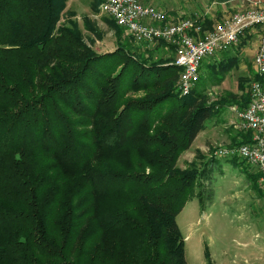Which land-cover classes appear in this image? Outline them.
<instances>
[{
	"label": "trees",
	"instance_id": "1",
	"mask_svg": "<svg viewBox=\"0 0 264 264\" xmlns=\"http://www.w3.org/2000/svg\"><path fill=\"white\" fill-rule=\"evenodd\" d=\"M67 2L0 0V264H185L176 217L205 209L209 166L177 164L227 103L201 80L179 97L181 70L107 19L117 48L97 54L59 26Z\"/></svg>",
	"mask_w": 264,
	"mask_h": 264
},
{
	"label": "rangeland",
	"instance_id": "2",
	"mask_svg": "<svg viewBox=\"0 0 264 264\" xmlns=\"http://www.w3.org/2000/svg\"><path fill=\"white\" fill-rule=\"evenodd\" d=\"M173 1L170 3L169 0H146V2L144 0V4L153 7H157L160 2L167 4L172 7L171 11L167 10V14L173 21L201 18L207 11V6L196 0ZM92 2L93 0H68L59 26L66 25L68 21H74L82 32L85 44L91 46L99 55L112 53L117 48L115 32L104 21L107 18L99 15V6L96 11L92 10ZM202 5H204L203 10L201 9ZM214 16L212 19L207 17L204 20L206 22L204 30L207 31L211 28L218 15ZM85 19L98 32L100 38L86 30L83 23ZM123 39L127 40V36L124 35ZM128 42L138 55L144 54L145 50L150 49L149 53L155 52L153 61L164 58V60L169 59L170 63L174 62L175 48L173 50L171 47H165L163 50L155 51L154 48L138 46L129 40ZM165 55L166 57H164ZM249 84H247V97ZM200 87L204 90L203 96L208 104L214 102V96L208 94L211 92L209 81L201 80ZM203 142V140H199L195 144L193 143L194 145L192 144L189 150L179 158L177 166L181 170L187 168L191 163H195L197 167H201L203 163H206L207 167L209 166L206 168L208 172L206 180H204L206 207L201 210L198 201L192 200L176 217V225L184 244L185 264H207L206 255L210 257V253L213 254L216 264H224L226 257H224L223 249L226 247L228 254L230 245L233 243L232 239L237 237L235 230L230 228L232 227L230 221L236 220L233 215H237L243 220L247 219L249 214H254L250 210L253 211L255 205H264V193L259 187V174L254 169L249 168L238 159H235L236 162H234L232 158L215 155L218 150L234 146H227V142H225L222 143L223 146L206 145L203 147ZM198 152L201 154L202 160L196 159ZM210 195L211 204H208ZM253 219L254 217L251 218V220Z\"/></svg>",
	"mask_w": 264,
	"mask_h": 264
},
{
	"label": "built area",
	"instance_id": "3",
	"mask_svg": "<svg viewBox=\"0 0 264 264\" xmlns=\"http://www.w3.org/2000/svg\"><path fill=\"white\" fill-rule=\"evenodd\" d=\"M98 13L125 32L135 45L153 48L157 43L175 47L172 63L181 70L177 82L179 97H187L200 80L204 61L238 48L250 31L258 34L253 59L256 78L249 84L248 103L236 111L237 129L249 134L245 144L218 150L215 155L238 159L259 174L264 193V3L242 1L236 12L204 30V18L173 21L166 11L144 4V0H103Z\"/></svg>",
	"mask_w": 264,
	"mask_h": 264
},
{
	"label": "crops",
	"instance_id": "4",
	"mask_svg": "<svg viewBox=\"0 0 264 264\" xmlns=\"http://www.w3.org/2000/svg\"><path fill=\"white\" fill-rule=\"evenodd\" d=\"M196 1L207 6V11L203 14L204 20L207 17L212 19L215 17L214 15H218L214 23L236 12L242 1H261L264 3V0ZM169 2L173 3L174 1L169 0ZM160 3H158V8L166 12L172 10V7L167 4ZM204 5L201 6L202 10ZM258 40L257 32L250 31L241 40L238 48L217 54L202 63L200 80L209 81L211 92L208 94L214 96V102L223 101L227 105L219 113L212 114L210 120L204 124L203 130L197 135L194 144L203 140V147L206 145L223 146L222 143L225 142H227V146H233L236 143H241L244 138L247 139V135L237 129L236 111L244 104V97L247 98V84L256 78L253 59L256 55ZM261 82L264 85V77ZM241 84H243V88H241ZM206 89L208 90V88ZM243 135H245L244 138ZM250 212L254 214H249L245 220L233 215L236 220L230 221L232 226L230 228L235 230L237 237L232 239L233 243L230 245L228 254L227 248L223 249L224 257H226L224 264H264V205H255V209L250 210ZM252 217H254L253 220H251ZM212 255L210 253V263L216 264Z\"/></svg>",
	"mask_w": 264,
	"mask_h": 264
}]
</instances>
